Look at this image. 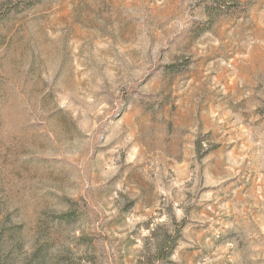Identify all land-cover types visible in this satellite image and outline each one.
<instances>
[{"label": "rangeland", "instance_id": "obj_1", "mask_svg": "<svg viewBox=\"0 0 264 264\" xmlns=\"http://www.w3.org/2000/svg\"><path fill=\"white\" fill-rule=\"evenodd\" d=\"M0 264H264V0L0 20Z\"/></svg>", "mask_w": 264, "mask_h": 264}, {"label": "trees", "instance_id": "obj_2", "mask_svg": "<svg viewBox=\"0 0 264 264\" xmlns=\"http://www.w3.org/2000/svg\"><path fill=\"white\" fill-rule=\"evenodd\" d=\"M34 2H38V0H29L27 2V5H25V7H21L20 3H16L15 5L9 7L3 13H0V20H4V19L8 18L11 14L18 13L19 11L30 7ZM62 220H65V221L68 220V216L67 215L63 216ZM174 244H175V242H174ZM174 244L172 243V245L166 247V249H164V250H159L157 252V258H158L157 260L160 262H164V261L168 260L172 254Z\"/></svg>", "mask_w": 264, "mask_h": 264}]
</instances>
